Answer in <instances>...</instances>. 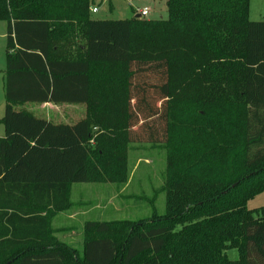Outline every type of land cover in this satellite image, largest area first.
I'll return each mask as SVG.
<instances>
[{
	"label": "trees",
	"instance_id": "trees-1",
	"mask_svg": "<svg viewBox=\"0 0 264 264\" xmlns=\"http://www.w3.org/2000/svg\"><path fill=\"white\" fill-rule=\"evenodd\" d=\"M166 8L97 20L90 0H0V264H264V206L246 207L264 193V20L249 0ZM65 37L85 42L79 59L58 58ZM24 103L84 104L86 118L52 125ZM139 143L168 147L166 217L123 228L121 246L123 223L88 222L80 257L57 245L49 219L70 186L125 184L124 147Z\"/></svg>",
	"mask_w": 264,
	"mask_h": 264
},
{
	"label": "rangeland",
	"instance_id": "rangeland-1",
	"mask_svg": "<svg viewBox=\"0 0 264 264\" xmlns=\"http://www.w3.org/2000/svg\"><path fill=\"white\" fill-rule=\"evenodd\" d=\"M90 5L91 9H99L98 14H90L93 19L97 20H125L136 16L144 8L149 13L148 16L142 18L143 20L167 19L166 0H90ZM248 19L251 22L264 20V0H249ZM5 34L6 24L0 22V120L3 118L5 104L2 82L6 64ZM64 40L66 41L64 45L72 41L70 37H65ZM77 40L79 39L73 41ZM31 106L32 104L15 106L14 110L28 112ZM93 147L91 144V151ZM167 149V146L161 144L126 145L124 147L126 168L128 176L132 177L126 189L124 186L128 178L123 185L108 184V186L105 182H91L86 185L71 186L68 206L63 211L51 214L49 219L50 234L55 243L76 251L80 257L83 243L95 237L85 232V224L88 222L123 223L124 226H115V232L110 235L119 241L121 246L124 242L121 235L123 228L128 230L134 225L165 218V183L168 177ZM91 164L97 165L94 160ZM97 167L100 168L98 165ZM92 177H94L93 180H100L97 179L98 175ZM263 206L264 193L248 201L246 207L248 210H254ZM179 229L180 227L177 226L175 231ZM226 255L230 260L237 259L235 250L228 251Z\"/></svg>",
	"mask_w": 264,
	"mask_h": 264
},
{
	"label": "crops",
	"instance_id": "crops-1",
	"mask_svg": "<svg viewBox=\"0 0 264 264\" xmlns=\"http://www.w3.org/2000/svg\"><path fill=\"white\" fill-rule=\"evenodd\" d=\"M98 12H99V9H98ZM98 12L96 14H98ZM92 15H95V14H92ZM132 17H135V16H132ZM84 48H85V42H83V40H80V39L68 45L63 44V49L61 51V57H58V58L60 59L66 58L68 60L69 59L77 60L80 58L77 56L83 53ZM4 75H5V71H4ZM4 75L2 77L3 89H4ZM27 104H32V106L30 107V111L24 112V113H27L28 115H30L31 117L35 119L44 120L46 122H49L52 125L71 126L86 118V106L84 104L24 103V104H18L15 106H23ZM15 106H13V109ZM19 112H22V111H19ZM3 137H4V128H3V125L0 123V139ZM131 181H132V177H130L129 175L128 182L124 186V189L129 187ZM108 184L109 183H106V185ZM74 185H86V184H74ZM74 185H71V186L73 187ZM109 203H111V200H109Z\"/></svg>",
	"mask_w": 264,
	"mask_h": 264
},
{
	"label": "built area",
	"instance_id": "built-area-1",
	"mask_svg": "<svg viewBox=\"0 0 264 264\" xmlns=\"http://www.w3.org/2000/svg\"><path fill=\"white\" fill-rule=\"evenodd\" d=\"M98 12V10L96 9V8H92L91 9V14H96ZM148 10L146 9V8H144V9H142V10H140L139 12H138V14L136 15V16H138L139 18H137V19H142V18H145L146 16H148ZM135 16V17H136ZM91 144L93 143V142H90Z\"/></svg>",
	"mask_w": 264,
	"mask_h": 264
},
{
	"label": "water",
	"instance_id": "water-1",
	"mask_svg": "<svg viewBox=\"0 0 264 264\" xmlns=\"http://www.w3.org/2000/svg\"><path fill=\"white\" fill-rule=\"evenodd\" d=\"M135 18H139L138 16H136Z\"/></svg>",
	"mask_w": 264,
	"mask_h": 264
}]
</instances>
